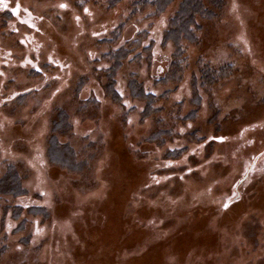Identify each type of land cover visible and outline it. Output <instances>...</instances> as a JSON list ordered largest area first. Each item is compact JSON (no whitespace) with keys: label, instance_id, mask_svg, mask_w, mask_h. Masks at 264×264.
Instances as JSON below:
<instances>
[{"label":"rangeland","instance_id":"1","mask_svg":"<svg viewBox=\"0 0 264 264\" xmlns=\"http://www.w3.org/2000/svg\"><path fill=\"white\" fill-rule=\"evenodd\" d=\"M221 1L166 81L179 0L152 17L0 0V162L26 190L0 201V264H264V0ZM121 26L113 49L148 31L151 50L123 60L114 99L101 40Z\"/></svg>","mask_w":264,"mask_h":264},{"label":"trees","instance_id":"2","mask_svg":"<svg viewBox=\"0 0 264 264\" xmlns=\"http://www.w3.org/2000/svg\"><path fill=\"white\" fill-rule=\"evenodd\" d=\"M122 0H108L109 7H113L120 3ZM131 14H138L144 8L149 7L146 11L145 17L156 16L164 11L167 5H169L173 0H130ZM221 0H209L204 2L203 0H179V6L176 12L170 19L167 30L164 34V43L171 42L174 45V52L172 55L170 72H168L164 79L173 80L178 77L181 63L184 61L182 57L184 47L182 42L184 40H195L196 31L200 28L198 19H210L216 16V9L222 6ZM123 28L122 26L114 31H112L108 39H102L101 41L106 43H111L110 49L103 54V58H107L109 61V66L104 70L106 75L107 83L105 85V90L107 94L111 95L114 99L119 98L117 91L115 90L114 81L116 71L120 68L123 60H125L130 54L135 53L139 49L144 52H149L151 50V45L143 46V42L148 37V31H139L135 34L134 38L126 41L122 46L113 49V44L119 42L122 36ZM140 53H137L135 56ZM134 56V57H135ZM171 73V74H170ZM165 81V80H163ZM134 87L137 95L145 99L148 105L146 110L152 109V103L156 100L155 95L147 93L141 83L136 81L130 82ZM59 115L63 116V119H67L64 112H59L57 114V119L54 120V129L52 131V144L50 145V155H57L56 153H63L68 149L67 144H61L57 137V127H59L62 121L59 119ZM64 131V130H63ZM66 148V149H65ZM53 157V156H52ZM65 160L62 161L65 164ZM1 166L3 169L1 170ZM26 190L22 186L21 175L15 165L11 162H0V201L5 196H19L25 194ZM8 209V207L6 208ZM13 209L15 216L20 215L22 212V207L15 205L10 206ZM46 213L43 208L29 209V211H39Z\"/></svg>","mask_w":264,"mask_h":264},{"label":"snow or ice","instance_id":"3","mask_svg":"<svg viewBox=\"0 0 264 264\" xmlns=\"http://www.w3.org/2000/svg\"><path fill=\"white\" fill-rule=\"evenodd\" d=\"M61 7H65L64 5H61ZM227 207V206H226Z\"/></svg>","mask_w":264,"mask_h":264}]
</instances>
